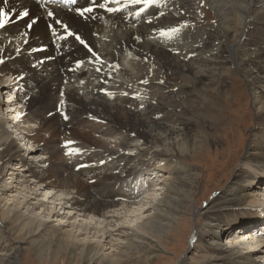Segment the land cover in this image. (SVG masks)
<instances>
[{
    "label": "bare ground",
    "instance_id": "obj_1",
    "mask_svg": "<svg viewBox=\"0 0 264 264\" xmlns=\"http://www.w3.org/2000/svg\"><path fill=\"white\" fill-rule=\"evenodd\" d=\"M169 1H173L178 15L166 8ZM99 2L116 11L100 8L93 0H78L77 9L95 5L94 11L85 13L87 17L84 18L74 7L64 8L36 0H7V3L0 0V8L8 13L31 7L32 17L38 18L31 28L30 43L20 51L22 56L8 45L20 46L24 42L26 37H19V42L17 35L25 28L28 19L12 24L0 34V69L9 75L1 84L13 81L15 88L20 86L24 90L20 100L31 111L22 122L24 126L20 123L13 125L8 120L18 117V105L6 104L5 112L0 107V174L8 165H13L9 168L10 176L4 175V183V177L0 178V198H3L0 200V231H4L3 236H13L12 239L17 241L12 243L11 240L8 244V254H0V264H23L22 255L29 249L21 244L26 236L29 237L27 243L41 259L65 261L66 256L74 258L77 255L78 261L88 264H123L125 261H132L127 264H150L151 256H158L162 251L155 237L163 241L183 213L192 210L197 179L195 170L184 158L200 149V139L193 134L189 119L181 118V123L178 121L180 126L165 125L162 112L167 104L165 98L162 99V90L157 92L153 103L140 102L130 93L123 94V89L122 92L118 90L126 86L118 74L122 63L130 62L128 58L131 55L146 59L156 57L165 68L179 73L187 68L195 77L193 84L220 77L228 67L235 66L254 91L253 107L264 115V0H209L217 16V26L223 33L221 36L215 31L195 32L190 27L181 26L187 20L183 9L190 10L189 13L191 9L195 10L192 0H151L145 12H141L146 4L143 0L138 4L133 0ZM228 3L234 4L236 10L233 15L235 24H228ZM254 7L258 8V13L251 16L256 9ZM121 8L124 10L118 12ZM45 9L54 11L55 18L70 25L72 31L80 32L96 56L90 55L74 37H67L62 27L53 25V18L46 16ZM182 20L179 24L178 21ZM173 28L175 32L160 34L161 29ZM238 31L246 43L236 50L232 38ZM4 33L9 34L8 38L14 36L10 44L5 38L7 35L2 37ZM186 44L190 46L183 54ZM44 45L47 46L46 51H32L34 47ZM256 47L255 56H250L248 52L256 50ZM239 54L247 56L244 62H239ZM99 59L104 63L98 64ZM81 60L85 61L77 67ZM145 66L144 69L147 68ZM141 80L144 81V76ZM131 91L137 96L138 91ZM114 92L118 93L115 100L110 97ZM43 115L49 118H42ZM89 117L107 122L105 129L92 122L90 128L101 132L102 138L94 140L91 145L97 144L95 147L99 150L114 154L107 159L112 163L111 170L115 174L97 186L92 182L90 185L85 183L83 176L90 172L84 168L89 169L88 165L77 169L85 155L80 159L76 157L72 163L52 162L63 152L62 141L52 138L58 139L70 130L74 133V125H80ZM49 125L53 127L49 128ZM22 128L29 135L23 136ZM41 130H51V137L35 138ZM119 132L124 134L123 138L118 136ZM260 135L257 132L253 134L241 169L225 193L212 201L206 210L203 223L210 227L209 231L196 232L192 237L193 244H200L196 259L202 260L203 264H264V132L261 131ZM110 138L118 140L117 148ZM141 139L143 147L131 144ZM40 141H44V147L38 144ZM124 147H137V150L126 152ZM156 147L161 148V151L155 150L156 156L163 158L158 160H166L161 166L166 173L161 175L159 173L163 170L147 169L146 172L140 169L143 164L141 156ZM48 162L45 169L44 164ZM98 168H92V171ZM156 177L158 179L154 181ZM108 179L114 180L115 184ZM128 179H132L130 184ZM259 191L263 196L262 204H258L255 194H252ZM219 200H226L228 206L214 211ZM63 209L67 210L64 214H74L60 216ZM51 217L59 223L49 225ZM65 217L73 219L69 222V229L61 225L68 221ZM187 221L185 218V230L181 225L185 234ZM217 227L222 229L227 241L222 243L217 235L210 248L204 241L214 235Z\"/></svg>",
    "mask_w": 264,
    "mask_h": 264
},
{
    "label": "rangeland",
    "instance_id": "obj_2",
    "mask_svg": "<svg viewBox=\"0 0 264 264\" xmlns=\"http://www.w3.org/2000/svg\"><path fill=\"white\" fill-rule=\"evenodd\" d=\"M192 1L194 2L195 10L191 9V13H189L190 10L183 9V11H185L184 15H186L185 17L187 18V20H184V22L183 20L178 21L179 24L183 22L184 24L181 26H184L185 28L190 27V29L192 28L191 30L193 31L195 30L196 31L201 30L203 32L215 31V33L221 36V34L223 33H221V31L219 30L220 28H218L217 26L218 25L217 16L215 11L209 4V0H196V1L192 0ZM171 2L172 4H170ZM167 4L168 7L166 8H168L171 11L174 10V12L177 15L179 14V12L175 11L176 9H174L173 1H169ZM228 7L229 8L227 9L230 17L228 24L231 23L235 24L233 21V15L234 13H236L234 4L228 3ZM256 13H258V8L254 9L251 12L252 14L251 16H255ZM238 33H240V31L236 33L234 32L232 38L233 46H235L234 49L236 50L242 48V46H244V44L246 43V40L245 39L243 40V38L241 39ZM6 40L8 41L9 39L7 38ZM188 45L190 46V44L185 45L186 48H184L185 50L183 54L185 53V51L188 50L187 49L189 48ZM257 50L258 47H256V50L252 49L250 52H248V54L250 56L252 55L255 56L254 54H256ZM133 55H131L132 58L131 56L128 58L130 62L122 63V68L118 74V78H120L121 81L126 83V86L118 88V90L122 92L123 89L124 91L122 92L123 94H126L125 92L130 93V95L132 94V96L138 98L140 102L145 101L148 103L151 102L153 103V101H155V97L157 96V92L162 90L163 92V94H161L162 99L164 100L165 98L164 101L167 104V108H165L164 111L162 112L163 122L165 123V125L168 127L180 126L179 123H181V118L187 120L189 119L192 122L191 130L193 134L197 135L198 138L200 139L199 141L200 149L197 151L195 150L192 151L188 156L184 158L187 164H189V166L195 170L196 179H197L196 182L197 187L193 190L195 201L192 203V210L188 212L185 211L183 213L182 218H180L179 221L171 228L170 233H168L164 237L163 241L160 242L158 238L155 237V240L156 242H159V247L161 248L162 251L159 253L158 256H154V257L151 256L152 259H150L149 263L150 264H182V263L184 264V262L186 261V264H203L202 260L196 259L197 254L199 253L200 244L199 243L196 245L193 244L192 237L195 235L196 232L200 231L202 233L204 232L207 233L209 231L210 227L209 226L207 227L206 224L204 226L203 223V219L207 213L206 210L209 208L212 201H214L218 196H221L223 193H225V191L228 189L229 185L233 181L234 177L241 169L243 165V160L245 159V156L247 155V152L249 150V144L252 140L253 134L257 132L258 135L261 136L260 132L261 131L264 132V115L262 113L256 112L255 108L253 107V102L251 101H252V95H254L253 94L254 91L249 87L248 83L245 82L246 78H244V76L240 74L239 70L235 66L228 67L227 70H225L220 77L209 80L207 79L202 80L200 81V84H195V83L193 84L195 77L187 68H184L185 71L179 73L176 70L174 71L167 67L165 68L164 65L162 64V61L156 57H154L155 59L154 58L146 59L137 54H133ZM204 56L208 58L209 55L208 56L204 55ZM183 57H185V55H183ZM245 57L247 56L239 54V58H238L239 62L242 61L244 62L245 60L243 59ZM130 58L132 59V61ZM133 58H136L137 60ZM186 58L189 60V57ZM211 58L212 57L210 56V59ZM151 60L153 62H151ZM185 63H189V62L185 61ZM236 63H238V61H236ZM145 64L147 66H145ZM143 65L147 68L144 69ZM160 68L161 69L163 68V70H160ZM139 69L141 70V72ZM167 69L169 70L167 71ZM143 70L145 71V73ZM143 76H144V81H146L147 79V83H144V81L141 80ZM159 86H161V88ZM131 89L138 91L137 96L133 95V91H131ZM139 92H141L142 95H140L141 93ZM117 96L118 93L114 92L112 94V99L115 100ZM45 115H43L42 118L43 117L49 118V117H45ZM82 118L80 117L79 119ZM92 122L98 124L99 126H102L101 129L106 128L105 127V125L107 124L106 121L89 117L85 119V121L80 125L78 124L74 125L75 126L74 127L75 131L73 133L74 135H71L70 137H68V139L73 140L71 142L75 143V148L78 147L82 148L81 150H79V152L82 151L80 155L85 154L82 162L84 164L86 163L85 165H88L89 161H91V164L93 165V166H89V169L84 168L86 170H89L90 172V173L87 172L86 175L83 176L85 178V183L88 185L90 182H92L94 183L93 185L97 186L98 183L103 182L106 178H112V175L115 174L111 170L112 163H109L106 160L107 158L109 159V157H113L114 154L111 155L110 154L111 151H106L103 149L99 150V148L95 147L97 144H95V146L91 145V142H94V140L96 139L99 140V138H102L101 132H97V130H92L90 128ZM51 127L53 126L49 125V128ZM87 133L89 135H87ZM63 136L62 137L59 136L58 139L57 138H52V139L59 141L61 138L62 139L64 138ZM118 136L120 138H123L124 134L119 132ZM34 137L37 138L38 140H42L43 138L49 139L51 137V130H47V131L41 130V132L38 135H35ZM115 139L110 138V141L113 142V145H115L114 147L117 148L116 145L119 142L117 139L116 140ZM214 139L216 140V142H213L215 141ZM13 140L16 141L14 138ZM143 142L144 141L141 139L131 144L135 146L138 145L137 147H143L142 144ZM38 144H40L41 147H44L45 145L44 141H40ZM23 146L25 147V145ZM137 147H135L136 150ZM75 148L69 149L65 153L62 152L61 155H56V157L52 159V162L66 161L67 163L76 160L79 157V154H76L78 149L75 150ZM124 148L125 150L127 149L126 152H131V153H133V151L135 150V148H129V147H128L129 149L127 147ZM152 150L153 151H151L150 153L141 156L143 164H141L140 169L145 171L147 169H156L157 171L163 170L161 166L164 165L166 160L159 161L158 160L159 158L160 159L163 158L161 157L158 158L155 154V150L161 151V148L156 147L153 148ZM22 152H20V154ZM121 156L122 155H119V157ZM101 159L102 161L103 160L105 161L103 164L101 163L100 165ZM11 166L13 167V165L11 164L8 165L6 169L2 171V174H0V178H3L4 175L6 174H8L6 176H10L11 171H9V168H11ZM48 166H49V162L44 164L45 169H47ZM95 167H99L98 170L92 171V168ZM163 173H166L165 170H163V172H160L159 175ZM158 177L154 178L155 179L154 181H156ZM5 179L6 177H4V180L2 181L3 183L5 182ZM108 180L115 184L114 180L112 179H108ZM131 181L132 179H128L129 184L131 183ZM260 192L261 191L257 193L252 192V194L253 193L255 194L256 200H258V204L263 203V196L260 195ZM228 196L230 197L232 195H228ZM2 199L0 198V200ZM3 202H6V200L4 199ZM227 206L228 204L226 200H219V202L215 203L213 210L219 211ZM64 210L65 209L60 211V216L67 215V212L65 213L66 215L63 213ZM47 211L46 213H48ZM73 214L74 213H72V215ZM70 215L71 214H68L67 216L70 217ZM185 218H188L187 221L188 229L186 231V234L185 232H183V229L181 228V225L182 227H184V230L185 228H187V224L184 222ZM53 220H55V217H51L48 221V224L55 225L59 223L58 220L57 221L56 220L53 221ZM65 220L68 221L62 223L61 224L62 227L63 228L65 227L66 229L71 228V226H69L70 224L69 222L73 221V219L71 218L68 219L65 217ZM205 228H208V230L205 231ZM262 229H264V227H262ZM3 232L4 231H0L1 233L0 237H2V240H0V254L6 255L9 253L8 244L11 243V240L12 243H15L17 241H14L12 239L13 236H6L7 234H5L4 236L6 237H4L2 235ZM217 235L220 236L217 239H220L222 243H226L227 241L226 240L227 238H225L226 235L223 234L222 229L220 227H217L216 231L214 232V235L212 234L208 238H206L204 244H206L208 247L211 248L212 247L211 242L213 241V239H215L214 237ZM28 238L29 237L26 236L24 243H21L23 244V246H25L24 247L25 249L29 248L26 249V251H24L22 255L23 260L21 261L23 264H88L85 263L83 260L82 262L78 261L77 255H74V258H69V256H66L65 261L63 259H51V258L41 259L39 256L35 254L32 247L27 243L29 240ZM164 245H166L167 248H165ZM108 251L110 250H107L106 252ZM146 255L149 254L146 253ZM135 256L137 257L139 255H135ZM133 261L135 262L136 259H133ZM126 262L132 263V261H125L123 262V264H127Z\"/></svg>",
    "mask_w": 264,
    "mask_h": 264
},
{
    "label": "snow or ice",
    "instance_id": "obj_3",
    "mask_svg": "<svg viewBox=\"0 0 264 264\" xmlns=\"http://www.w3.org/2000/svg\"><path fill=\"white\" fill-rule=\"evenodd\" d=\"M3 2L7 3V0H3ZM72 2L75 3L76 0H72ZM133 2L138 4L141 2V0H133ZM143 2L147 3L148 0H143ZM93 3L96 4L100 8H107L106 4L100 3L99 0H93ZM93 11H94L93 7H83L81 9H77V14L80 17H84L85 13H92ZM107 11L112 12V11H116V10L112 9V8H107ZM16 15L19 18L23 19L24 17L29 16V12L23 11V12L16 13ZM48 16L53 17V25L63 28V30L67 33V37H74L76 41H78L81 45H84L88 49L90 55H92L93 57L96 56V54L93 52L91 47L88 46L86 41L83 40L78 33H75L71 30L70 25L65 24L63 21H60V20L54 18V14L52 12H49ZM9 20H10L9 13L6 12L3 8H0V29L4 28L5 25H7L9 23ZM33 23H35V21H33ZM148 23H151V21H148ZM28 27L31 28L32 24H29ZM175 31H176L175 28L170 29V30L161 29L160 34L163 36V35H168L169 32H175ZM53 34H55V33H53ZM67 37H64V38L67 39ZM0 63H2V61H0ZM41 63H43V61H41ZM80 63L81 62H77V67L80 66ZM96 71L99 72L100 69H96ZM144 83H147V81H144ZM101 90L106 91L105 89H101ZM65 118H67V117H65ZM101 163L103 164L104 161H101ZM82 166H86V165H82Z\"/></svg>",
    "mask_w": 264,
    "mask_h": 264
}]
</instances>
